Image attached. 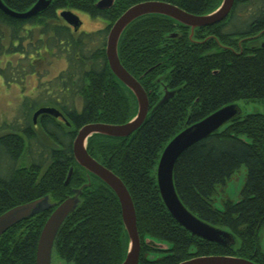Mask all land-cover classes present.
<instances>
[{
	"label": "trees",
	"instance_id": "obj_1",
	"mask_svg": "<svg viewBox=\"0 0 264 264\" xmlns=\"http://www.w3.org/2000/svg\"><path fill=\"white\" fill-rule=\"evenodd\" d=\"M1 1L10 10L25 12L37 0ZM142 1L148 0H114L110 7L99 8L98 0H50L45 10L26 19L0 10V77L7 84L23 89L28 75L46 76L47 70L40 69L46 57L66 60L57 76L39 82L34 97L22 99L20 121L0 126V214L45 196L53 204L0 236V264H35L44 222L77 189L79 204L61 224L53 252L71 264H120L124 259L127 236L119 201L104 182L75 162L72 143L85 124H122L136 114V99L111 72L105 47L113 22ZM161 1L192 14L211 12L221 2ZM66 9L100 18L105 26L74 31L59 15ZM117 53L145 90L148 114L128 137L94 134L86 149L130 193L140 237L138 264H176L201 255L239 256L264 264V108L240 113L188 147L173 169L182 203L200 219L232 232L234 245L203 240L180 226L164 205L156 180L164 146L188 124L238 100L264 104V0H235L223 21L192 32L163 15L140 17L123 31ZM13 55L18 56L15 62L10 60ZM163 86L172 95L160 104ZM47 106L60 110L69 125L44 114L35 126L34 111ZM242 165L246 173L239 199H222V208L215 207L218 187ZM154 239L169 246L161 248Z\"/></svg>",
	"mask_w": 264,
	"mask_h": 264
},
{
	"label": "water",
	"instance_id": "obj_2",
	"mask_svg": "<svg viewBox=\"0 0 264 264\" xmlns=\"http://www.w3.org/2000/svg\"><path fill=\"white\" fill-rule=\"evenodd\" d=\"M235 0H221L220 4L211 12L205 14H192L179 6L161 0H148L135 3L128 7L110 26L106 37V57L113 75L125 85L134 95L137 102L136 114L122 124L88 123L81 126L72 143L73 158L89 175L96 176L104 182L116 195L121 219L127 236V248L124 259L120 264H138L140 254V237L136 225L135 207L128 189L123 181L110 169L95 160L86 149L89 137L101 134L109 137H128L137 130L147 117L149 110L148 97L136 78H134L120 63L117 46L119 38L126 27L134 20L150 15L158 14L169 17L180 24L190 27L191 32L195 28L206 27L223 21L230 13ZM114 0H98L96 6L107 8ZM50 4V0H37L27 11L16 12L10 10L0 0V10L6 14L26 19L33 17ZM59 15L74 31L81 26L77 14L69 9L62 10ZM172 95L165 91L160 104L166 102ZM241 113L239 107L234 104L225 105L210 113L201 120L188 124L180 132L174 135L164 146L156 167V180L160 196L168 212L176 222L192 235L203 240L217 243L223 246L234 245L236 238L229 230L214 226L193 214L180 200L173 182V169L179 156L194 143L206 138L220 129L234 117ZM43 114L58 117L61 113L54 107H40L33 113V121ZM73 168L71 167L65 180L69 182ZM81 189L75 190L73 196L66 197L57 204L44 222L39 234L36 247L35 264H51L53 243L56 234L64 220L73 212L79 204ZM53 206L49 197L45 196L33 201L16 205L0 214V236L17 223ZM157 246L161 247L155 243ZM176 264H257L250 259L230 255H201L195 256Z\"/></svg>",
	"mask_w": 264,
	"mask_h": 264
},
{
	"label": "rangeland",
	"instance_id": "obj_3",
	"mask_svg": "<svg viewBox=\"0 0 264 264\" xmlns=\"http://www.w3.org/2000/svg\"><path fill=\"white\" fill-rule=\"evenodd\" d=\"M75 12L80 21V31L91 32L97 29H101L105 26V22L100 19L91 18L88 14L82 11H73ZM12 62L18 60V56L13 55L10 57ZM66 67V60L65 58H48L46 57L44 61L40 64L41 70H47V74L44 77L36 74H30L27 76L25 80V88L21 89V85L18 83H11L10 85L4 81L2 77H0V126L1 124L6 121L7 123L16 121H20L21 111L20 105L23 102L22 98L24 97H34L37 94V87L39 82H46V80H52L60 71L65 69ZM44 73V72H43ZM44 77V78H43ZM234 104H236L242 115L256 112V111H263L264 104L262 102H250L244 100H238ZM246 167L242 165L232 176L230 179L226 181L225 186L218 187L217 193L214 196L213 204L217 208H222V199L229 198L233 201L239 199L240 190L243 186L244 179H245ZM51 202V201H50ZM154 242L162 245V247L167 248L169 246L168 243L164 241H158L157 239L153 240ZM260 244L261 248L264 252V228L260 231ZM161 255V254H159ZM153 257V255H151ZM51 264H71L63 261L56 252L52 253L51 256Z\"/></svg>",
	"mask_w": 264,
	"mask_h": 264
},
{
	"label": "flooded vegetation",
	"instance_id": "obj_4",
	"mask_svg": "<svg viewBox=\"0 0 264 264\" xmlns=\"http://www.w3.org/2000/svg\"><path fill=\"white\" fill-rule=\"evenodd\" d=\"M69 27H71L72 29H73V27L72 26H70V25H68ZM58 75V74H57ZM56 75V76H57ZM163 95H164V93H165V91H168L169 93H172V91L171 90H169L167 87H165V86H163ZM24 98V97H23ZM22 98V99H23ZM148 103H149V101H148ZM47 107H51V106H47ZM40 108V107H39ZM55 108V107H54ZM38 109V108H37ZM36 109V110H37ZM35 110V111H36ZM58 110V109H57ZM60 113H61V115L60 116H58V117H55V118H59L60 120H62V121H64L65 123H66V125L68 126L69 125V123L68 122H66L65 121V118L63 117V114H62V112L60 111V110H58ZM44 115V114H43ZM40 116H42V115H40ZM40 116L36 119V122L34 123V121H33V123H34V125L35 126H37V121H39V118H40ZM162 248H164V247H162Z\"/></svg>",
	"mask_w": 264,
	"mask_h": 264
}]
</instances>
